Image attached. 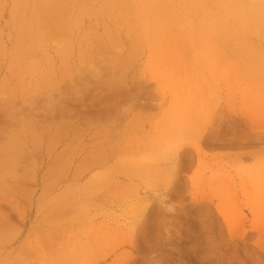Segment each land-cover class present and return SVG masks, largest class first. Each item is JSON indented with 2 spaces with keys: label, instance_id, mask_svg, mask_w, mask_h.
Wrapping results in <instances>:
<instances>
[{
  "label": "rangeland",
  "instance_id": "obj_1",
  "mask_svg": "<svg viewBox=\"0 0 264 264\" xmlns=\"http://www.w3.org/2000/svg\"><path fill=\"white\" fill-rule=\"evenodd\" d=\"M0 264H264V0H0Z\"/></svg>",
  "mask_w": 264,
  "mask_h": 264
}]
</instances>
